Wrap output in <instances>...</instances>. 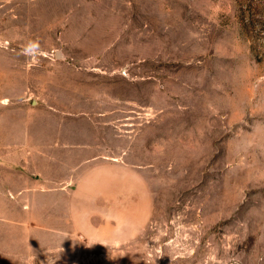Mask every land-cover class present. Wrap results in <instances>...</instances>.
<instances>
[{
	"label": "rangeland",
	"instance_id": "1",
	"mask_svg": "<svg viewBox=\"0 0 264 264\" xmlns=\"http://www.w3.org/2000/svg\"><path fill=\"white\" fill-rule=\"evenodd\" d=\"M0 264H264V0H0Z\"/></svg>",
	"mask_w": 264,
	"mask_h": 264
},
{
	"label": "water",
	"instance_id": "2",
	"mask_svg": "<svg viewBox=\"0 0 264 264\" xmlns=\"http://www.w3.org/2000/svg\"><path fill=\"white\" fill-rule=\"evenodd\" d=\"M58 55H60V53L58 52Z\"/></svg>",
	"mask_w": 264,
	"mask_h": 264
}]
</instances>
